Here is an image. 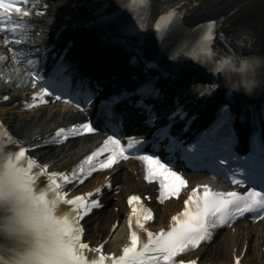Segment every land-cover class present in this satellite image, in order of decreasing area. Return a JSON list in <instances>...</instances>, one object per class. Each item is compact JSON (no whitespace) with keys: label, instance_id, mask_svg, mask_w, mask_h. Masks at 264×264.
Returning a JSON list of instances; mask_svg holds the SVG:
<instances>
[{"label":"snow or ice","instance_id":"snow-or-ice-1","mask_svg":"<svg viewBox=\"0 0 264 264\" xmlns=\"http://www.w3.org/2000/svg\"><path fill=\"white\" fill-rule=\"evenodd\" d=\"M135 0H132L134 3ZM146 3L147 0H141ZM43 0H0V31H11L13 34H21L26 41L32 34V18L35 12L28 6L40 7ZM126 7H131V3L126 4ZM143 27V23L140 24ZM159 27V25H157ZM29 65H33L34 61H28ZM36 74L40 76L41 83L45 85L39 89V92L31 93L32 96L40 95L49 92L59 93L60 97L68 100L78 101L75 104L76 108L87 106L94 98V94L89 93L80 98V94L75 92L71 88L70 80L64 75L63 69L50 73L47 78L39 74L36 70ZM154 89L148 87L144 89L147 95ZM123 98H117L116 102H119ZM35 103V101H31ZM144 107L151 108L150 105L144 103ZM228 113V109L224 110ZM264 119V117H262ZM231 120L230 115H222L221 119L213 126V128L206 133L198 145L199 152L196 148H185L182 139L176 137L171 126L162 128L156 133V136L152 140L137 139L136 137H129L125 144H121V132L117 130L113 135H105L103 144L93 151L89 152L82 160L73 167V170L67 174L63 172L45 173L47 165H40L31 156H26V147L20 146L18 152L20 155L25 156L28 166L30 168L39 169L37 175L45 173L48 178V185L57 189V194L61 200L70 205L69 212L73 218L70 229L75 230V239L78 242V248L80 250L76 257V264H184L183 261H178L175 257L178 252H183L188 248L195 247L202 241H209L213 237V230L220 225H228L234 219L239 216H243L245 213H252V218L257 219L260 215H264V192L258 191L256 187H252L247 192H213L210 188L200 196L194 194L193 201H189L190 208L186 209L183 216L179 219L177 224L175 221L177 217H173L172 227L165 232L161 230L159 233L147 232L146 241H141V237L137 230L131 232V243L124 246L123 254L119 257L111 256L109 261L105 255L101 252L99 247L94 250L89 249L86 243L81 242L80 233L81 228L77 222V218L90 206H98L96 199H90L87 202L79 194L73 195L70 199L65 200L64 192L60 190L62 183L73 176L74 173H80L82 170L80 164L83 161H88L93 157L90 167H105L109 165L113 160L119 159L122 156H126L131 153L133 155L142 153L145 151L148 145H152L151 151L156 153L155 155H140L138 158L146 162V171L149 179H159L162 190H167L171 195H177L180 191V186L186 184L187 181L177 172L172 171L169 168V164L175 167L176 156L174 155L177 149H183L190 156H202L208 154L214 147L219 149L220 154H232V145L235 141V133L225 125ZM153 126L158 123V115L154 114L152 120L149 122ZM87 131L91 132L94 129L91 127L88 120H84L81 123L72 124L67 129L60 127L55 128L53 139L58 136L63 139L64 135L71 132ZM4 131H0V146L5 145ZM119 137V138H118ZM8 141H12V138L7 137ZM170 142L168 146V155L165 156V160L168 164H165L160 159V150L165 142ZM107 146L108 152L104 157H98L97 154ZM253 162L260 169L264 170V141L259 142V155L253 157ZM88 169L83 170L86 174ZM57 177L58 179H54ZM82 178V177H78ZM235 180V177H232ZM255 179L253 173L249 177ZM237 183L243 184L245 181L239 180ZM107 183V182H105ZM99 192V188L95 190ZM87 195V194H85ZM141 197L132 196L131 202L135 207V202L139 201ZM147 211V210H146ZM150 216V212L148 213ZM135 222L139 225L140 229H144L143 220L146 218L139 212V209L132 213ZM133 221L130 220L131 224ZM140 243V247H137ZM94 251L98 256L90 257L87 253ZM195 264V261L191 262Z\"/></svg>","mask_w":264,"mask_h":264},{"label":"clouds","instance_id":"clouds-1","mask_svg":"<svg viewBox=\"0 0 264 264\" xmlns=\"http://www.w3.org/2000/svg\"><path fill=\"white\" fill-rule=\"evenodd\" d=\"M25 156L0 146V264H76L72 216Z\"/></svg>","mask_w":264,"mask_h":264},{"label":"bare ground","instance_id":"bare-ground-1","mask_svg":"<svg viewBox=\"0 0 264 264\" xmlns=\"http://www.w3.org/2000/svg\"><path fill=\"white\" fill-rule=\"evenodd\" d=\"M57 1L61 4L67 5V2L70 0ZM223 2L224 0H221L217 2L216 5H220ZM243 3L244 5L241 6ZM225 8H230L234 11V14H232L227 20L226 28L228 30H234L235 28L239 29V27H242L245 31V27H247L251 30V33H253L260 26H264V0H232V2L230 0V4H227ZM27 53L28 49H26L24 45H20L18 42L10 40V38L0 39V72L3 71L4 73L5 68L12 66V63L22 65V61L25 60L28 55ZM261 53L264 56V44ZM2 87H8V85L0 83V88ZM0 111L12 128L21 134L39 128L48 127L52 122L69 117L68 113H66L61 106L56 105L43 106L33 110L0 107ZM82 142L83 141L79 140L71 142L68 146H60L63 147L62 151L65 149L67 150L59 157L57 156L63 153L59 150H41L40 152L44 159L53 160L55 163H61L69 161L80 153L83 145ZM85 147L86 146H84V148ZM112 177L114 180L121 183L120 190L116 194L117 199L114 200V203L121 208L124 204L123 198L126 193L135 188L140 189L143 182L140 178L139 180L136 179L137 176L131 173L126 167H122L115 172ZM178 203V201L169 200L164 204L156 205L157 214L154 221L156 227L163 225L167 221L168 214L179 207ZM115 213H108L106 209H104L103 214L97 213L98 218L96 219V222H99L100 224L98 228L94 227L93 229L101 231L108 219L118 214L117 212ZM236 226L237 231L235 233H232L231 229L225 230L210 245H208L207 248L204 249L201 247L193 252V255L202 254L204 261H213L218 262L219 264H232L233 257L231 252L234 251L236 247L242 249L246 245L247 248L254 247L260 249L261 245H264V219L257 223L241 221L237 223ZM124 231L125 229L122 224L115 228L109 234L107 244L113 247L115 244L121 243L125 236ZM262 253L263 251H261L260 255ZM246 261L247 263L251 261L253 264H258V262L251 257L249 252L247 253Z\"/></svg>","mask_w":264,"mask_h":264}]
</instances>
